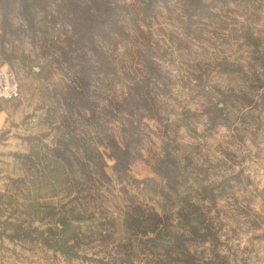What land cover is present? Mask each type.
<instances>
[{"label": "rangeland", "instance_id": "1", "mask_svg": "<svg viewBox=\"0 0 264 264\" xmlns=\"http://www.w3.org/2000/svg\"><path fill=\"white\" fill-rule=\"evenodd\" d=\"M0 65V264H264V0H0Z\"/></svg>", "mask_w": 264, "mask_h": 264}, {"label": "trees", "instance_id": "2", "mask_svg": "<svg viewBox=\"0 0 264 264\" xmlns=\"http://www.w3.org/2000/svg\"><path fill=\"white\" fill-rule=\"evenodd\" d=\"M26 5H29V6H26ZM26 5H23L25 8H29L32 4H27L26 3ZM73 7H74V9L76 10V11H79V12H83L84 14H86L87 15V18H86V20L84 19V20H78V22H76V23H74V28H75V30L78 32V33H80V40L82 39L84 42H86L87 41V37H85L86 36V34H84L85 32H88V31H90V28H92V24L95 22L94 20L91 22V19H92V17H94V14H93V12H92V10L90 9V6H86V5H81V3H79V2H75L74 3V5H73ZM100 9V11H101V14H103L104 15V17L107 15V14H111V12H109L108 10H109V8L108 7H104V9H101V8H99ZM32 14V13H31ZM100 14V15H101ZM87 19H90V20H87ZM32 24V23H31ZM84 34V35H83ZM137 94V95H136ZM136 94H134V93H132V97H134V96H137V97H141L142 99H143V102L145 103L146 101L148 102L149 101V96H148V94H147V92H146V89L145 88H141V89H138L137 90V92H136ZM19 98V97H18ZM18 98H16V99H18ZM15 100V99H14ZM61 166H63L62 164H60V163H58L57 161H55V165L53 166V167H51V168H47V172H49V178H48V180H49V182L51 183V184H53L55 187H56V189L58 188V186H63L65 183H66V179H65V176H64V172L61 170V171H59V167H61ZM163 166V165H162ZM158 173L162 176V177H164V179H168L169 180V175L167 176V174L165 173V172H163V170L162 169H160L159 171H158ZM63 174V175H62ZM5 195V192H3V191H0V196H4ZM11 196V195H10ZM1 198V197H0ZM1 209V208H0ZM158 214V213H157ZM159 215V214H158ZM195 221V219H194V217H192L191 218V222L193 223ZM197 222H199L197 219H196V223ZM8 225H3L2 224V229H5V227L7 226V227H9V226H11L12 224H14V222H12V224H11V222H9V223H7ZM11 224V225H10ZM58 227H62V229H63V226L64 225H68V224H70V223H67L66 222V220L65 219H59V221H58ZM15 225V224H14ZM154 228V227H153ZM1 229V228H0Z\"/></svg>", "mask_w": 264, "mask_h": 264}, {"label": "built area", "instance_id": "3", "mask_svg": "<svg viewBox=\"0 0 264 264\" xmlns=\"http://www.w3.org/2000/svg\"><path fill=\"white\" fill-rule=\"evenodd\" d=\"M21 95V87L15 76L6 67L0 65V109L4 102L14 100Z\"/></svg>", "mask_w": 264, "mask_h": 264}]
</instances>
